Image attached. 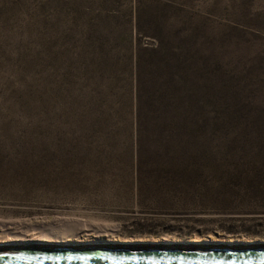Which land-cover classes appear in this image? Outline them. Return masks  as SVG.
<instances>
[{"label":"rangeland","instance_id":"obj_1","mask_svg":"<svg viewBox=\"0 0 264 264\" xmlns=\"http://www.w3.org/2000/svg\"><path fill=\"white\" fill-rule=\"evenodd\" d=\"M47 227L264 242V0H0V248Z\"/></svg>","mask_w":264,"mask_h":264},{"label":"bare ground","instance_id":"obj_2","mask_svg":"<svg viewBox=\"0 0 264 264\" xmlns=\"http://www.w3.org/2000/svg\"><path fill=\"white\" fill-rule=\"evenodd\" d=\"M69 222V221H68ZM66 223V222H65ZM79 223V222H77ZM80 225H85L82 223H79ZM91 225H85V230H89ZM95 228V227H92ZM37 230V229H36ZM60 231H54L53 228L47 227L43 231H39L35 236L33 237L32 234L29 231H22L19 233H12L8 234L10 237V242L5 245V247L0 248V254L4 252L2 255H0V258H15V259H51L55 257H76L77 255L79 257H90L91 256H103L109 251H116L118 249L110 248V247H102L101 246H88V247H79L78 249L71 250L68 243L70 240L78 239L80 236L79 232L76 233H67V231L63 229H59ZM92 230V229H91ZM94 230V229H93ZM70 231V230H69ZM256 243H252L250 247H247L249 250L255 251V250H264V247H256ZM98 245V244H96ZM208 246V247H199V246ZM226 245V244H225ZM218 247V244H178V243H155L154 245L145 247V248H138L134 246H128L130 248L128 249H138V250H154L158 252H167V254L170 256L174 255H185V256H192V257H223V256H230L232 254H224L226 252L222 251H241V247H236L234 244L227 246ZM107 246V245H106ZM123 247H126L124 244L120 245ZM186 246V247H181ZM120 247V248H123ZM212 247V248H211ZM209 248V249H206ZM239 248V249H237ZM213 249V250H212ZM77 250V251H76ZM178 253V254H174ZM240 255V254H238ZM258 254H254L253 256H256Z\"/></svg>","mask_w":264,"mask_h":264},{"label":"water","instance_id":"obj_3","mask_svg":"<svg viewBox=\"0 0 264 264\" xmlns=\"http://www.w3.org/2000/svg\"><path fill=\"white\" fill-rule=\"evenodd\" d=\"M155 243L147 244L148 246ZM256 247H264V242L256 243ZM116 251H109L103 256L90 257H55L51 259H15L0 258V264H264V250H249L252 243H238L241 251H222L224 254H232L223 257H192L185 255L170 256L167 252H158L150 249L138 250L120 248L123 244H113ZM230 245V244H228ZM232 245V244H231ZM125 246H131L126 245ZM227 246V245H225ZM239 249V248H237ZM178 254V253H174ZM240 254V255H238ZM254 254H258L253 256Z\"/></svg>","mask_w":264,"mask_h":264}]
</instances>
